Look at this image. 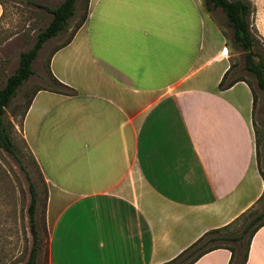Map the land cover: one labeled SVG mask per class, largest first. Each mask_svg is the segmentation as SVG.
Masks as SVG:
<instances>
[{
    "label": "crops",
    "instance_id": "crops-1",
    "mask_svg": "<svg viewBox=\"0 0 264 264\" xmlns=\"http://www.w3.org/2000/svg\"><path fill=\"white\" fill-rule=\"evenodd\" d=\"M228 46L201 0H88L48 60L75 93L38 91L19 130L47 190V264H167L261 202L251 90H218ZM245 264H264V226Z\"/></svg>",
    "mask_w": 264,
    "mask_h": 264
},
{
    "label": "rangeland",
    "instance_id": "rangeland-1",
    "mask_svg": "<svg viewBox=\"0 0 264 264\" xmlns=\"http://www.w3.org/2000/svg\"><path fill=\"white\" fill-rule=\"evenodd\" d=\"M3 14L0 18V89L18 67L20 53L33 47L38 33L45 29L51 20V15L39 7L55 8L63 0H1ZM203 7L205 0H201ZM253 7L250 17L251 29L259 40L264 53V0H249ZM205 9V8H204ZM84 15L83 0H78L75 13L68 21V29L60 32L56 37L48 40L40 49L33 61V75L18 89L10 106L5 110V121L13 125L12 137L15 145L21 149L23 160L28 164V171L36 185L39 204L36 213L37 227L42 247L37 258V264H47L45 253L46 239L42 226V202L44 188L41 181L30 165V153L23 143L20 126L27 101L34 90L38 88H51L48 73V60L52 51L64 43L71 35L75 26ZM210 15L217 28L224 34L228 43L227 58L230 65V78H243L247 80L257 94L258 100L252 124L258 132L259 144L257 148V164L264 173V150L262 140L264 131L260 124L261 94L255 80L244 71L243 54L240 48L233 44L231 30L226 25L223 13L217 9ZM30 201L28 182L24 172L17 163L0 150V264H25L29 257L32 237L29 231L27 207ZM264 212V197L261 202L251 210L252 215ZM251 215V216H252ZM250 218V217H249ZM251 219V218H250ZM247 222L238 221L231 228L232 232L240 230Z\"/></svg>",
    "mask_w": 264,
    "mask_h": 264
},
{
    "label": "trees",
    "instance_id": "trees-1",
    "mask_svg": "<svg viewBox=\"0 0 264 264\" xmlns=\"http://www.w3.org/2000/svg\"><path fill=\"white\" fill-rule=\"evenodd\" d=\"M77 1L78 0H63L55 8H47L39 5V7L43 8L51 15V20L45 27V29L38 33L33 47L25 52L20 53L18 67L16 68L14 73L7 77L4 86L0 89V150L4 151L8 157H10L17 163L20 169L24 172L26 180L28 182L30 201L27 207V215L29 220V231L32 237V245L30 248L28 260L25 264H37V258L42 247L43 241L39 237V231L36 221V213L39 204V194L36 185L32 181L31 174L28 171V164L23 160L22 151L14 143L12 137V131L14 127L11 122L5 121V110L10 106L12 100L17 94L18 89L31 77V75H33L34 71L32 64L43 45L48 40L56 37L60 32L66 31L68 29V21L71 17H73L75 13ZM0 4L3 7V2L1 0ZM87 6L88 0H83L84 15L81 21L75 26L70 37L52 51L50 57L53 55V53H55L57 50L64 47L71 41L72 36L85 21L87 15ZM204 8L207 13H210L212 10L219 9L226 19V25L232 33V42L234 45L240 48L243 54V69L249 76H251L255 80L257 88L260 91V124L262 130L264 131V53L262 52V49L260 50L261 45L259 43V40L254 36V33L251 29L250 17L253 13V7L249 0H205ZM231 68L232 66L230 65L226 72L223 74L218 84V90L223 91L231 88L238 82H245L249 86L252 93L254 116L258 100L257 94L247 80L243 78L229 79ZM48 73L52 87L38 88L34 90L27 101L24 113L27 111L32 98L38 91L47 90L63 95H73L75 93L70 87L60 83L55 78H53L49 70ZM253 130L255 134L257 160V148L260 140L258 139V132L254 127ZM23 143L28 149L24 140ZM261 144L264 150V140H262ZM29 153L30 165L37 173L44 188V199L42 202L43 212L41 219L43 232L46 239L45 253L48 261V235L44 224V206L46 202L47 190L39 167L30 151ZM258 170L264 184V173L260 170L259 166ZM253 208L247 210L231 224L206 232L189 248L184 250L179 256H177L167 264H174L176 262H179V264H193L204 254L216 249H225L230 252L231 257L228 264H245L248 258L251 240L257 230L264 226V212L257 215H252L251 210H253ZM241 220L247 222L246 225L243 226L240 230L232 232L231 228L234 226V224Z\"/></svg>",
    "mask_w": 264,
    "mask_h": 264
}]
</instances>
